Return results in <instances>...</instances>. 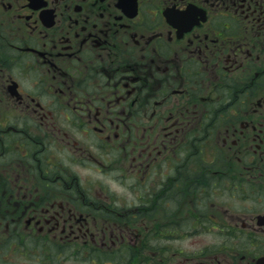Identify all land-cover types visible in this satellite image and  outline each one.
Listing matches in <instances>:
<instances>
[{
	"label": "flooded vegetation",
	"instance_id": "1",
	"mask_svg": "<svg viewBox=\"0 0 264 264\" xmlns=\"http://www.w3.org/2000/svg\"><path fill=\"white\" fill-rule=\"evenodd\" d=\"M262 154L264 0H0V264H257Z\"/></svg>",
	"mask_w": 264,
	"mask_h": 264
},
{
	"label": "rangeland",
	"instance_id": "2",
	"mask_svg": "<svg viewBox=\"0 0 264 264\" xmlns=\"http://www.w3.org/2000/svg\"><path fill=\"white\" fill-rule=\"evenodd\" d=\"M258 91H259V93H262V89L260 87H259ZM259 160H260L259 163L264 164V154L259 156ZM251 178H253V177H251ZM255 180H258L259 182L262 181V183H263L264 182V172H262V174L259 175L258 177H255ZM263 190H264V183L262 185H260V189L258 191H256V192H259V195L262 194V193L264 194ZM248 191H250V192H248V194H251L252 190L250 189ZM228 195H229V193L226 192V196L224 197V199H228ZM244 195L245 194H243V196ZM263 197H264V195H263ZM263 197L261 198V200L264 199ZM220 199H223V197L220 198ZM261 200L258 201V202L257 201H252L253 202V203L251 202L252 209H255V207H257V205H260L259 208H261L262 207ZM215 202L218 203L217 199L215 200ZM248 205H250V203ZM216 235H217L216 233L212 232V234L209 233V235H206L203 239H198L199 237H196L195 240H194V242H195L194 244H192V240L191 239H187V240H184V241L177 239V240L173 241V243H174V245H177V246L182 245V246H184V247H186V248H188L190 250H198V249L201 248L200 246H202L204 244H211L212 247H214L217 243H219L222 237L219 234H218L219 236L218 235L216 236ZM225 239L227 240V247H229V246L233 247V242L235 240L234 239L230 240L228 236ZM214 250H216V246L214 247ZM211 257H213V254H211Z\"/></svg>",
	"mask_w": 264,
	"mask_h": 264
},
{
	"label": "water",
	"instance_id": "3",
	"mask_svg": "<svg viewBox=\"0 0 264 264\" xmlns=\"http://www.w3.org/2000/svg\"><path fill=\"white\" fill-rule=\"evenodd\" d=\"M263 262H264V259L262 258V259L258 260L257 264H263Z\"/></svg>",
	"mask_w": 264,
	"mask_h": 264
}]
</instances>
